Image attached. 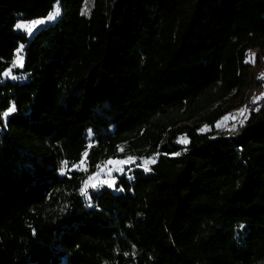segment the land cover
Listing matches in <instances>:
<instances>
[{"label":"trees","instance_id":"1","mask_svg":"<svg viewBox=\"0 0 264 264\" xmlns=\"http://www.w3.org/2000/svg\"><path fill=\"white\" fill-rule=\"evenodd\" d=\"M86 2L0 0V264H264V100L203 131L255 90L264 0ZM128 155L158 161L83 196Z\"/></svg>","mask_w":264,"mask_h":264},{"label":"rangeland","instance_id":"2","mask_svg":"<svg viewBox=\"0 0 264 264\" xmlns=\"http://www.w3.org/2000/svg\"><path fill=\"white\" fill-rule=\"evenodd\" d=\"M91 6H92V0H87L86 5H85V9H87V12L91 9ZM57 7L59 8V15L50 21L47 20L48 16L44 18L34 19V20H24V19L18 20L16 25L21 24V23L30 25L32 21H36V20L44 21V23L42 24L33 25L31 32H29L27 28H17L16 25L14 29L16 31L26 33L28 37L31 39L39 30L46 28L48 26L54 25L60 19L62 15L60 2H57L54 5V9L52 10V12H54ZM20 56L22 57V65H23L24 58L21 54ZM248 62L252 64V70L254 72V79H255L254 80L255 90L251 92L246 91L245 104H242V106L239 107L238 109L226 114L222 119H220L215 124L214 128L207 126L203 129V131H215V132L225 133L229 135L234 134L237 129V126L239 124L241 125L240 121H243L244 123L246 119L248 118L250 111L253 109H258L259 106L261 105L262 101L264 100V52H258L257 50L252 51L249 55ZM17 66L19 65H16L15 67ZM9 76L11 78L13 77L11 71H7L4 74V78H8ZM184 139L187 140V143L181 142ZM188 142L189 140L186 135L180 136V138L177 141V143L180 145H187ZM86 156L87 154L84 155L83 160L79 164H77L72 169V171L87 172L88 165H87ZM129 158H131V160H129ZM145 160L154 161V162L144 165ZM108 161H113L114 163L109 164ZM119 161H127V163H123V164L117 163ZM157 161H158L157 156L150 157V158H144L140 160L130 155L124 156V157L110 158L107 161H105L102 165H100L93 174L87 175V178L83 182L82 188H84L86 182L88 183L89 186L85 189L86 195L83 194V196L87 198L90 196V193L92 191H99L104 188H109L115 192H119V190L117 189V183H118L119 178L125 176L128 180H132L134 170H137V169L145 170V168H147V170L145 171H149L151 165L155 164Z\"/></svg>","mask_w":264,"mask_h":264},{"label":"snow or ice","instance_id":"3","mask_svg":"<svg viewBox=\"0 0 264 264\" xmlns=\"http://www.w3.org/2000/svg\"><path fill=\"white\" fill-rule=\"evenodd\" d=\"M86 13H87V9H85V11L82 12V14H86ZM58 15H59V8L57 7V8L55 9L54 12L49 13V15H48V17H47V20L50 21V20L54 19L56 16H58ZM42 23H44L43 20H36V21H32L30 25H29V24H23V23H21V24H17L16 27H17V28H27L28 31L31 32V30H32V26H33V25H39V24H42ZM22 48H23V46L21 45L20 49L17 50V59H16V61L14 62V66H16V65H19V66H21V67L23 66V65H22V57L20 56V52L22 51ZM9 74H10V73H9ZM257 110H258V109H257ZM13 111H15V106H14V105H13L12 107H10V108H9L6 112H4L2 115H3L4 118H7V116H8L11 112H13ZM240 123L242 124L243 121H240ZM181 142H182V143H187V140L184 139V140H182ZM129 160H131V158H129ZM151 162H154V161H147V160H145V161H144V165H147V164H149V163H151ZM108 163H109V164H112V163H114V162H113V161H108ZM117 163L123 164V163H127V161H119V162H117ZM117 170H119V169H117ZM145 170H147V168H145ZM90 179H91V178H90ZM88 186H89V185H88V183L86 182L84 188L81 189L82 194H85V195H86V191H85V189H86ZM109 186H111V185H109Z\"/></svg>","mask_w":264,"mask_h":264}]
</instances>
